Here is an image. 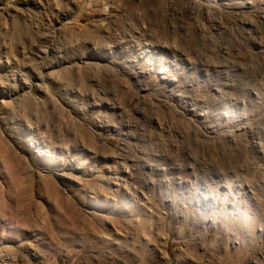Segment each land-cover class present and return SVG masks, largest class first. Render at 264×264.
<instances>
[{"label":"rangeland","instance_id":"rangeland-1","mask_svg":"<svg viewBox=\"0 0 264 264\" xmlns=\"http://www.w3.org/2000/svg\"><path fill=\"white\" fill-rule=\"evenodd\" d=\"M0 264H264V0H0Z\"/></svg>","mask_w":264,"mask_h":264}]
</instances>
